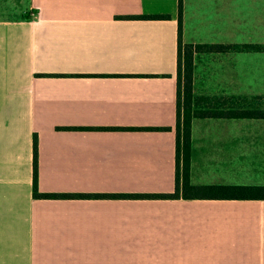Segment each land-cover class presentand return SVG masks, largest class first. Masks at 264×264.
<instances>
[{"label": "crops", "instance_id": "0c3cea01", "mask_svg": "<svg viewBox=\"0 0 264 264\" xmlns=\"http://www.w3.org/2000/svg\"><path fill=\"white\" fill-rule=\"evenodd\" d=\"M177 4L0 0V264H264V199L33 196L34 137L39 193L174 191ZM181 5L184 44L264 45V0ZM192 92L264 110V50L196 52ZM189 180L264 186V118H193Z\"/></svg>", "mask_w": 264, "mask_h": 264}, {"label": "trees", "instance_id": "16d2710c", "mask_svg": "<svg viewBox=\"0 0 264 264\" xmlns=\"http://www.w3.org/2000/svg\"><path fill=\"white\" fill-rule=\"evenodd\" d=\"M181 0H178L177 71H176V122H175V188L165 194H42L37 190V142L33 139V196L36 198L79 197V198H129V199H178V198H221V199H264V186H212L192 185L189 180L191 121L195 117L264 118V110H194L192 92V65L196 52H225L230 49L264 50V45H192L181 40ZM167 18V15H159ZM161 129V128H160ZM169 130V127L162 128Z\"/></svg>", "mask_w": 264, "mask_h": 264}, {"label": "rangeland", "instance_id": "374dc122", "mask_svg": "<svg viewBox=\"0 0 264 264\" xmlns=\"http://www.w3.org/2000/svg\"><path fill=\"white\" fill-rule=\"evenodd\" d=\"M245 105H248V106H255L256 103H255V102H251V103H249V102H245Z\"/></svg>", "mask_w": 264, "mask_h": 264}]
</instances>
